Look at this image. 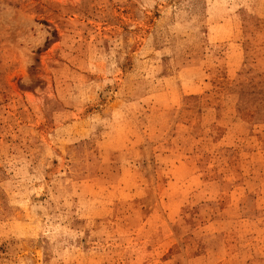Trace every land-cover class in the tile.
Wrapping results in <instances>:
<instances>
[{
  "label": "rangeland",
  "instance_id": "obj_1",
  "mask_svg": "<svg viewBox=\"0 0 264 264\" xmlns=\"http://www.w3.org/2000/svg\"><path fill=\"white\" fill-rule=\"evenodd\" d=\"M0 264H264V0H0Z\"/></svg>",
  "mask_w": 264,
  "mask_h": 264
}]
</instances>
